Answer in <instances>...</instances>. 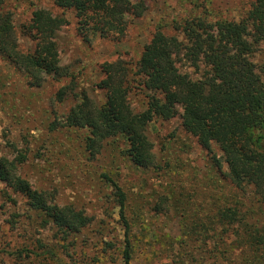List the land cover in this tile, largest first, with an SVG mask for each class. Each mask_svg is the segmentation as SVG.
<instances>
[{
  "label": "trees",
  "instance_id": "16d2710c",
  "mask_svg": "<svg viewBox=\"0 0 264 264\" xmlns=\"http://www.w3.org/2000/svg\"><path fill=\"white\" fill-rule=\"evenodd\" d=\"M53 2L75 14L87 42L93 38L124 37L128 19L141 17L146 10L143 1ZM4 3L0 0V59L24 73L30 88H39L47 80L66 79L69 71L61 65L53 38L69 20L48 9L34 11L25 28L33 46L23 51ZM246 24L256 26L259 39L264 37V0H254L241 21L209 22L190 15L177 24L183 40L157 28L134 67L123 59L101 65L99 87L106 98L103 103H96L86 93L75 94L77 102L64 118L51 123L52 131H85L84 148L90 160L115 140L123 144V155L138 169H148L156 166L148 128L155 118H175L180 105L184 129L211 153L214 145L218 147L223 162L216 155L212 159L218 180L227 182L228 192L218 198L211 195L206 214L181 215V236L177 241L169 240L158 264H264V80L248 57L251 45L244 35ZM178 57L190 61L197 70L203 64L207 68L203 77L192 81L173 64ZM74 90V84L61 87L56 95L58 101H66ZM133 90L146 93L142 111H135L129 101ZM19 170L16 161L0 156V182L26 199L33 223L54 226L69 256L72 240L92 219L73 206L47 198ZM102 176L113 189L112 198L123 224L122 261L131 264L136 253L134 228L139 215L129 214L128 192L110 174ZM9 199L16 202L10 196ZM39 248L25 246L15 252L0 249V256L7 254L25 261L44 254L56 264H66L53 249L39 253Z\"/></svg>",
  "mask_w": 264,
  "mask_h": 264
},
{
  "label": "rangeland",
  "instance_id": "374dc122",
  "mask_svg": "<svg viewBox=\"0 0 264 264\" xmlns=\"http://www.w3.org/2000/svg\"><path fill=\"white\" fill-rule=\"evenodd\" d=\"M131 1H143L146 10L141 17L128 19L124 37L93 38L87 42L80 33L75 14L57 7L53 0H5V11L10 14L23 51L33 46L25 28L34 11L48 9L55 16L69 20L53 38L61 65L67 68L69 76L63 81L51 79L39 88H30L24 73L0 59V156L16 161L19 172L34 188L44 191L47 198L83 211L92 222L72 240L67 256L54 226L33 223L26 199L0 182V249L15 252L37 245L39 253L53 249L57 258L66 264H124L121 254L124 229L112 198L113 189L102 176L107 173L128 192L129 214L139 215L134 228L136 253L131 264H158L163 251L168 249L169 240L177 241L181 236V215L206 214L210 196L218 198L228 192L227 182L218 180L212 159L216 155L223 162L222 153L215 145L211 153L184 129L180 105L175 118L166 121L155 118L150 124L148 136L156 166L148 169H138L125 157L121 142L111 140L100 155L90 160L84 148L85 131L51 130V123L61 121L77 102L75 94L86 93L96 103H103L106 98L99 87L103 77L101 65L123 59L134 67L157 28L183 40L177 24L184 18L192 15L209 22L241 21L254 2ZM255 33L256 26L246 24L244 35L251 45L248 57L264 80V37L259 39ZM173 64L192 81L201 79L207 70L203 64L197 70L182 57L174 59ZM67 84H74L75 90L61 103L56 95ZM145 96V92L137 90L129 94L135 111L145 108ZM226 169L225 166L223 170ZM109 243L113 246L107 247ZM45 256L22 261L2 254L0 264H56Z\"/></svg>",
  "mask_w": 264,
  "mask_h": 264
}]
</instances>
